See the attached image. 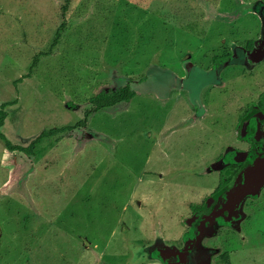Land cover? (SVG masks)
I'll list each match as a JSON object with an SVG mask.
<instances>
[{
	"label": "rangeland",
	"instance_id": "1",
	"mask_svg": "<svg viewBox=\"0 0 264 264\" xmlns=\"http://www.w3.org/2000/svg\"><path fill=\"white\" fill-rule=\"evenodd\" d=\"M256 33L264 0H0V109L16 102L2 134L28 146L74 127L35 157L0 139V264H175L158 250L188 242L223 169L242 163L229 155L264 148V126L248 130L264 106L263 56L247 51L242 68L243 47L262 45ZM226 55L241 61L221 67ZM126 84L130 102L89 115L93 97ZM250 168L243 203L264 192V168ZM221 212L195 245L209 258L193 251L195 263L227 253L264 264V195L247 208L250 238ZM222 228L238 233L211 245Z\"/></svg>",
	"mask_w": 264,
	"mask_h": 264
},
{
	"label": "flooded vegetation",
	"instance_id": "2",
	"mask_svg": "<svg viewBox=\"0 0 264 264\" xmlns=\"http://www.w3.org/2000/svg\"><path fill=\"white\" fill-rule=\"evenodd\" d=\"M254 14H256V13H254ZM229 17V16H228ZM259 20L261 19L260 17L258 18ZM253 20L255 21L256 19H254L253 18ZM263 34V33H262ZM261 33H256V36H257V38H256V42L255 43H259V44H262L261 46H259V47H253V45H254V42H253V40H250V42H252L253 43V45H252V49L251 50H247V45H246V47H243V49H244V58H242V59H244V61H243V63H242V68H243V70L244 71H246V69H247V62H249V60H247V51H252V52H254L255 50L258 52V54H260L261 56H263V58L261 59V61L260 62H258L257 64H256V66H255V68L257 67V66H263L264 65V36L262 35ZM263 36V37H262ZM237 55V54H236ZM226 59V58H225ZM224 59V60H225ZM229 59L230 60H228V61H225L224 63H223V65L221 66V67H224L225 68V65L226 64H230V63H236L237 61H241V59H240V57L239 56H235L233 59H231L230 57H229ZM256 58L254 57V58H252V59H250L251 61H253V60H255ZM232 60V61H231ZM231 61V62H230ZM230 62V63H229ZM220 67V69H223V68H221ZM227 67V66H226ZM218 82H219V80H218ZM257 109V108H256ZM254 110V111H257L256 113H254V116H253V118L252 119H257V121H258V123H256V125L258 124L259 126H258V128H256L257 130H259V129H261L262 128V126H264V111L263 112H261V111H259V108H258V110ZM243 119V118H242ZM258 119H260V120H258ZM243 120H245V124H246V126H247V119L245 118V119H243ZM244 122V121H243ZM251 122H252V120H250V123H248V130H249V133H251ZM259 122H261V124H259ZM241 127V126H240ZM244 127V126H243ZM240 129V128H239ZM255 129V130H256ZM258 133H259V131H258ZM259 137H261V139L259 140V141H261V143H263V145H264V139H262V135H259ZM250 142H252V141H250ZM255 150L252 152V151H250L249 152V154H251V153H256L257 155H259L260 156V159L259 160H262L261 161V164L260 163H258L257 164V166H254V167H256V168H264V163H263V160H264V152L262 153V150L264 151V148H262V150L260 149V148H254ZM234 160V159H233ZM246 164V167L240 172V174H239V178L237 179V181L239 182V183H241V181L243 180L244 181V178L245 177H243V175H245V174H247L246 172H243L247 167H249V165L252 167L253 166V163L248 159L247 160V162H242V163H240L239 165H241V164ZM233 164H229L228 166H226V167H230V166H232ZM239 165H233V166H239ZM225 167V168H226ZM224 170V169H223ZM221 183V182H220ZM220 186V185H219ZM218 190V189H217ZM227 192L226 191H222V192H214V194H212V196L209 198V199H207L206 201H205V203L207 204L206 206H205V208L206 209H204L203 211H202V213H203V216H201V218H202V220H198L199 218H200V216L199 217H196L194 220H192V222L190 223V228H189V230H188V232L187 233H190V239L188 240V242L183 246V248L181 249V250H185L184 252H183V258H179V257H177V260L175 261V264H196L195 263V261H196V259L195 258H192V255L191 254H193V251H194V253L195 254H199V256H198V258H203V257H208L209 258V256H207V254H205L206 256H204V253L205 252H202V250H200V249H196L195 248V245L197 244V242L199 241V242H201L202 240H203V238H202V235H200V237L198 238V234H201V230H202V228L205 226H203L202 228H201V225L203 224V222H204V218L205 217H209L210 215H212L216 210H218V211H221L222 210V212H221V217H222V219L223 220H230V224L231 225H233V226H236L239 222H242V223H245V229L243 228L242 230H243V233H244V235H246L247 233L249 234H247L248 236L247 237H251V233H249L250 231H248L249 230V223L251 222V217H248L247 216V208L250 210V209H254L256 206H258V204H259V202H260V200L262 199V196L264 195V192H262L261 193V195L259 196V198H249V199H246V201H245V203H243V201H242V199L243 198H245V197H247V193L245 194V195H243L242 196V199L240 200V201H242L241 202V205L239 206V203L237 202V196H239V193L237 194V195H235V196H232V200H233V202H234V204H232L231 206H230V208L227 206L228 205V201L225 203V205L223 206V208H221L220 209V206H221V198H223V197H225V194H226ZM227 197V196H226ZM228 198V197H227ZM237 206H239L238 208H239V210H237V212L235 213V209L237 208ZM242 206H243V208H244V210H245V218H243V217H241V209H242ZM199 213V212H198ZM249 218V220H247ZM212 223V222H211ZM211 223H208L207 222V220H206V224H210V225H208V226H211L212 224ZM200 230V232H197L196 233V230ZM225 228H222L221 230H219V231H217L215 234H214V236H209V238L211 239L210 240V242H211V245H214L215 246V244L216 243H214L215 241H217L218 239H219V237L221 236V237H223V235H226V234H228V233H231V234H235L236 233V235H237V230H235V231H232V230H224ZM231 229V228H230ZM224 230V231H223ZM246 230V231H245ZM195 235V242H193L192 241V238H193V236ZM204 239H206L207 240V238H204ZM205 240V241H206ZM198 242V243H199ZM207 242H209V241H207ZM197 246V245H196ZM217 246V245H216ZM157 248V244L154 246V247H152L151 249H150V253L152 252V250L153 249H156ZM161 249V248H160ZM191 250V251H190ZM180 251V250H179ZM190 251V252H189ZM185 253H188L187 255H190V257L189 258H185V256H184V254ZM160 254H161V252H160ZM148 255H150L149 256V258L151 257V254H148ZM165 256V258H167L168 256H166V255H164ZM170 257H173V256H170ZM164 261V260H163ZM163 261H160V263L161 264H164V262ZM218 264H230V257H229V255L227 254V253H224V254H222L221 255V258H220V260L217 262ZM217 263H215V264H217ZM169 264H171V263H169ZM174 264V263H173Z\"/></svg>",
	"mask_w": 264,
	"mask_h": 264
},
{
	"label": "trees",
	"instance_id": "3",
	"mask_svg": "<svg viewBox=\"0 0 264 264\" xmlns=\"http://www.w3.org/2000/svg\"><path fill=\"white\" fill-rule=\"evenodd\" d=\"M66 3L69 4L70 0H66ZM61 34H57V39H60ZM252 42H249L247 44V50L252 49ZM246 47V46H245ZM229 57V55L222 56V57H216L215 61L219 64H223L224 59ZM136 96V93L133 91L131 86L129 84H126L125 86H122L118 88L117 90L111 91V92H101L100 94L96 95L90 100V103L93 105L94 109L90 110L88 113L89 115L95 112H98L102 109L106 108H112L115 106H118L122 103H128L130 102L134 97ZM16 103V102H15ZM13 104H3L1 109H0V139L5 142L6 147L9 151L11 152H18L21 155H26L28 157H35L37 155L42 154L48 147L52 146V137L56 138V141H60L62 138L67 136L74 127H68V128H55L51 130H46L43 132L40 136H38L35 140H33L28 146H24L22 144H13L10 140H8L1 132L2 127L4 126L5 119H6V112L5 108L9 105H14ZM258 110V109H256ZM259 111L263 112L264 111V106L261 104L259 107ZM257 111H252V114L249 116H252V119L254 116V113ZM264 113V112H263ZM85 122H82L79 126L85 127ZM258 123L257 119H252L251 122V131H254L256 128H258ZM261 124V122H259ZM58 135H61L59 138L57 137ZM47 143V148H44L41 144ZM230 160H233L234 158L232 157V154L229 155ZM246 167V164H241L239 166H230L224 168L222 171V177H221V183L220 186L218 187V192L222 191H229L231 190L237 180V177L239 176L240 172Z\"/></svg>",
	"mask_w": 264,
	"mask_h": 264
},
{
	"label": "water",
	"instance_id": "4",
	"mask_svg": "<svg viewBox=\"0 0 264 264\" xmlns=\"http://www.w3.org/2000/svg\"><path fill=\"white\" fill-rule=\"evenodd\" d=\"M257 156H258V158H257ZM232 157L235 159V160H238L239 162H243V160L244 159H246V158H249V160L253 163V166L250 168V170H251V172H256V170H260V169H255V167L254 166H256L258 163H260L261 164V161L262 160H259L260 159V156L259 155H257L256 153H251V154H243V155H241V156H239V154H232ZM238 158V159H237ZM256 159H257V162L256 163H254L255 161H256ZM263 163H264V160H263ZM254 167V168H253ZM239 178V177H238ZM237 178V179H238ZM236 184L238 185V187H240V189H242V190H240V192H238L237 190H236V188L235 189H231V190H229L226 194H225V196H227L228 198H232V196H235V195H237L238 193H239V196H237V202L239 203V206L241 205V202L242 201H240L241 199H242V196L243 195H245L246 194V190H245V188H244V185H243V183L241 184V183H239L237 180H236ZM235 186V185H234ZM243 200V199H242ZM239 206H237V208L235 209V213L237 212V210H239ZM213 220H214V218H213V214L212 215H210L209 217H208V219H207V222L208 223H211V222H213ZM206 224V220H204V222H203V224L201 225V228L204 226ZM200 235L201 234H198V238L200 237ZM192 241L193 242H195V235L193 236V238H192ZM186 250V249H185ZM184 250V251H185ZM183 250H171V249H164V248H161L160 250H158V252L160 253L161 252V254H163V255H166V256H176V257H179V258H183V252H184Z\"/></svg>",
	"mask_w": 264,
	"mask_h": 264
},
{
	"label": "crops",
	"instance_id": "5",
	"mask_svg": "<svg viewBox=\"0 0 264 264\" xmlns=\"http://www.w3.org/2000/svg\"><path fill=\"white\" fill-rule=\"evenodd\" d=\"M243 57H244V56H243ZM218 83H219V82H218ZM244 126H245V128L247 127L246 124H245ZM239 127H240V126H239ZM239 131H240V130H239Z\"/></svg>",
	"mask_w": 264,
	"mask_h": 264
}]
</instances>
